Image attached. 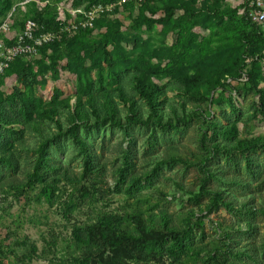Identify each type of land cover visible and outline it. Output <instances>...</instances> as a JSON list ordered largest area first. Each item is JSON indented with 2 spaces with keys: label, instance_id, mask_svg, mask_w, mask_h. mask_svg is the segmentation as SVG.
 Segmentation results:
<instances>
[{
  "label": "rangeland",
  "instance_id": "374dc122",
  "mask_svg": "<svg viewBox=\"0 0 264 264\" xmlns=\"http://www.w3.org/2000/svg\"><path fill=\"white\" fill-rule=\"evenodd\" d=\"M11 1L12 8H15L12 18L17 27L31 10L30 1L44 7L45 3L68 6L73 0ZM241 1L223 0L216 10L218 18L212 19L211 14L206 18L204 16V32L200 28L203 17L197 20L198 23L192 26L190 32L197 38L191 47L193 55L207 54L215 45L223 42L221 37L231 38L245 29L239 19V10L232 22H229L225 12L230 7H237ZM12 8L6 11L4 17L11 13ZM160 12L147 14L149 26L146 22L134 24L136 11L118 15L117 22L120 25L119 32L125 38L131 39L140 34L142 42L147 44L151 52L148 55L155 54L150 56L151 63L165 68L171 64L170 58L175 51H182L187 34L177 30L174 25L177 13L170 20H162ZM219 18L223 22L216 28L214 23ZM2 19L0 17V21ZM215 32L219 34L214 35ZM104 34L107 35L104 29L96 28L87 37L89 42H95L104 40ZM169 50V56L160 61L158 57L167 55ZM60 51V55L55 57L59 63H68V50L63 47ZM51 59L54 57H50V52H47L44 57L38 53L24 62L31 66L32 71H36L39 62L49 64ZM102 67L105 69L102 78L97 72L92 73V93L111 94L120 119L125 121V105L115 92V87L119 85L141 107L146 124H130L127 132L110 121L96 122L91 119L87 126L78 124L79 135L88 151L104 167L105 177L100 185L101 194L81 202L73 212L71 221L66 218L64 211L72 189L65 187V182L59 183L54 191H47L42 202L31 207L25 206L23 199L18 201L8 186L10 183H24L32 171L39 156L38 141H44L39 138V131L52 138L45 148V169L49 177L57 176L55 172H60L51 167L66 168L78 175L84 172V155L66 133L70 125L63 112L68 113L70 109L58 104V116L54 120L45 117H37V121L22 119L23 125L11 127L17 129L19 134L6 135L12 143L13 165L0 163V264H19L16 254L9 252L11 240L6 239L8 232H13L28 245H36L37 252L30 264H70L73 252H70L66 241L73 223L89 224L98 215L112 214L120 218L123 216L121 225L134 233L131 218L137 213L148 227L163 231V221L167 219V224L173 230L186 233L183 238L186 246L180 254H175L179 247L167 235L161 243L162 262L154 260L150 264H216L213 256L215 251H220L230 264H264V149L250 150L246 154L250 156L249 160L236 150H212L214 144H236L234 138L224 137L220 133L231 124L237 127L241 138L251 135L264 137V117L254 106L259 97L250 86L245 71L237 79H227L223 83L224 87H216L208 95L196 100L184 96L177 82L162 80L158 85L164 91L166 101L159 104L163 120L158 124L147 120L151 110L132 90L130 78L134 69L119 67L113 75L114 79H111L107 76L106 66L102 64ZM44 81L42 86L27 89L16 84L13 77L7 78L0 93L9 99L10 86L15 84L30 100H35V109L38 111L47 105L54 89L61 90L63 97L74 96L76 81L73 75L59 71L58 79L52 80V74L47 73ZM259 84L264 93V77L259 80ZM70 99L69 104L72 105L74 99ZM21 106L18 99L12 101L14 116ZM210 123H215L216 131L212 130ZM201 168H205L207 173ZM252 171H256L255 174ZM230 177L238 178V184L224 180ZM206 178L203 185L205 189L216 187L237 201L246 199L256 214L230 210L222 205L212 209L210 194L201 191ZM237 251L243 254L236 256Z\"/></svg>",
  "mask_w": 264,
  "mask_h": 264
},
{
  "label": "trees",
  "instance_id": "16d2710c",
  "mask_svg": "<svg viewBox=\"0 0 264 264\" xmlns=\"http://www.w3.org/2000/svg\"><path fill=\"white\" fill-rule=\"evenodd\" d=\"M117 1L73 0L68 6L45 3L44 7H39L35 4V1H30L31 10L26 15L27 18L19 21L17 27H15L16 21L12 18L15 8H12V1L0 0V17H3L0 23L5 19L6 11L10 8L13 10L10 18V33L1 38H3L6 45L12 44L14 33L22 29L26 20L35 22L38 32H57L60 24L65 25L73 21L72 16L69 14L72 10L81 6L88 10L92 5L116 4ZM222 2L223 0H144L139 4L131 2L116 5L111 12L96 17L91 29L79 30L68 36L60 35L58 40L40 47L37 54L39 53L44 57L47 52H50V57H54V59H51L49 64L44 61L39 62L36 71H32L31 66L24 62L25 59L30 57L22 56L14 59L0 79V88L5 85V80L11 77L14 78L16 84L27 89L42 86L45 83V74H52V80H56L59 71L73 75L76 84L73 97H63L61 90L54 89L47 105L40 111L35 109V100H30L15 84L10 86L7 95L9 99L2 97L0 93V163L8 166L13 165L12 143L6 135L10 133L16 136L19 133L17 129L11 127L23 125L22 119L37 121L39 120L37 117H45L54 120L58 116L56 107L58 104H64L70 109L68 113L63 112L65 120L70 125L66 133L71 137L72 142L77 145L85 160L84 172L81 175L66 168L51 167L53 170H60V172H55L57 176L49 177L45 169L47 166L45 148L52 138L44 135L37 128L36 132L39 131V138L44 141H38L39 156L33 165L32 171L27 175L24 183H10L8 185L9 189L14 191L17 200L23 199L24 205L31 207L42 202V197L45 196L44 194L47 191H54L59 183L65 182V187L71 188L72 191L64 212L69 221L73 220V212L78 209L81 202L84 200L89 201L94 199L95 195L101 194L100 185L104 182L105 177L104 167L88 151L87 145L79 135L78 124L81 123L87 126L91 119V121L95 120L96 122L110 121L113 125L123 128L125 132H127V127L130 124H146L147 121H145L141 107L119 85L115 87V92L120 102L125 105V121L120 119L119 110L111 94L95 95L92 93V73L97 72L99 78H102L105 71L102 64L106 66L107 76L111 79H114L113 75L116 74V69L119 67L134 69L130 78L132 90L134 94L144 100L148 109L151 110V113L147 115V120L153 123L161 124L163 120L159 104L164 103L166 98L164 91L158 85L162 80L168 79L177 82L184 96L196 100L208 95L216 87H224L223 83L227 79L239 78L244 71L250 86L257 92L259 97L254 102V106L261 111V115L264 117V93L259 84V80L264 77V27L251 23L240 13L244 0L237 7H230L225 10L229 22L234 21L235 13L239 10V19L245 25L243 31L238 32L237 35L231 38L227 37L228 39L225 36L221 37L223 42L215 45L207 54L200 56L197 53L193 55L191 51V47L194 46L197 39L190 33L192 26H195L198 23L197 20L203 17L200 28L204 32L206 16L211 14L212 19L218 18L216 10ZM59 9H61V13ZM126 11L129 14L136 11V15L133 17L134 24L139 22L148 24L147 14L155 15L157 11H161L160 19L162 20H170L177 13L174 25L177 30H183L187 34L184 40L186 43L181 52L179 50L175 51L174 56L170 58L171 64L168 67L162 68L160 64L151 63L150 56L155 54L148 55L151 52L147 49V44L142 42L140 34L127 39L119 32L120 25L117 22V16ZM222 22V19H217L214 23L215 27L220 26ZM96 28L104 29L107 35L104 34V40L89 42L87 35ZM218 34L217 32L214 33V35ZM6 37L10 40H7ZM63 47L68 50V63H59V59L55 57L60 55V49ZM170 52L169 50L167 55L158 57V59L160 61L166 59ZM129 62L130 65H128ZM60 94L61 97H59ZM70 98L74 99L72 105L69 104ZM16 99L22 106L14 116L15 113L12 111L15 110L12 108V101ZM210 127L213 131H216L215 123H210ZM220 133L224 137L234 138L236 144L234 146H229L228 143H224V145L214 144L212 145L213 151L236 150L246 160H249L250 156L246 154L250 150L264 149V137L251 135L241 138L237 127L233 124L224 127ZM201 170L207 173L205 168H201ZM252 172L255 174L256 171ZM210 176L211 173L208 174V177ZM224 180H229L228 182L234 185H237L239 181L236 177ZM206 181L207 178L202 183L201 191L210 194L212 209H217L222 205L230 210L245 211L249 215L256 214L254 208L246 199L237 201L232 196L228 197L223 190L216 187L205 189L203 185ZM121 218L118 215L102 214L98 215L93 223L81 225L73 223L66 241L70 252H73L70 264H150L154 260L160 263L163 258L161 243L167 235H170L174 244L179 247L175 254H180L185 249L186 245L183 244V238L186 233L173 230L167 224V219L163 221V231H160L154 227H148L145 220L137 213L131 218L135 228L133 233L124 229L121 225L124 221ZM6 239L11 240L8 249L9 252L16 254L17 262L19 264H30L37 252L36 245H28L13 232H8ZM54 243L52 242V244ZM19 253L20 256H18ZM235 254L240 256L243 252L237 251ZM213 256L216 264H230L221 255L220 251H215ZM218 256L222 257L219 258Z\"/></svg>",
  "mask_w": 264,
  "mask_h": 264
},
{
  "label": "built area",
  "instance_id": "2783aa9c",
  "mask_svg": "<svg viewBox=\"0 0 264 264\" xmlns=\"http://www.w3.org/2000/svg\"><path fill=\"white\" fill-rule=\"evenodd\" d=\"M144 0H118L116 4L92 5L88 10L84 6L72 10L69 14L73 21L69 24H60L57 32H38V27L32 20H26L20 31L14 33L13 43L6 45L3 36L10 33V18L13 10L0 23V79L11 62L17 57H31L37 54L38 49L45 44L60 38V35H70L83 29H91L96 17L111 12L116 5L126 3L139 4ZM61 13V9H59ZM248 21L264 27V0H244L240 10ZM7 38V37H6ZM7 40H10L7 38Z\"/></svg>",
  "mask_w": 264,
  "mask_h": 264
}]
</instances>
